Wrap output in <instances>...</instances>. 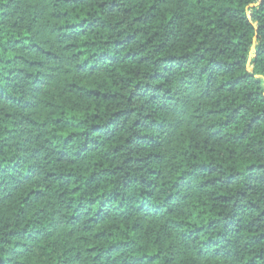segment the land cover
<instances>
[{"label":"trees","instance_id":"16d2710c","mask_svg":"<svg viewBox=\"0 0 264 264\" xmlns=\"http://www.w3.org/2000/svg\"><path fill=\"white\" fill-rule=\"evenodd\" d=\"M0 264H264V0H0Z\"/></svg>","mask_w":264,"mask_h":264}]
</instances>
